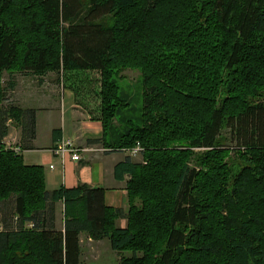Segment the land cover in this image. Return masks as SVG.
<instances>
[{"label":"trees","instance_id":"1","mask_svg":"<svg viewBox=\"0 0 264 264\" xmlns=\"http://www.w3.org/2000/svg\"><path fill=\"white\" fill-rule=\"evenodd\" d=\"M128 68L144 79L137 117L118 83ZM75 70L101 74L106 145L143 147L145 162L116 167L129 210L103 188L49 192L41 165L2 150L0 264H82L83 233L131 253L121 264H264V0H0L1 138L12 115L27 138L36 128L34 109L3 108L4 71ZM233 152L247 165L232 180Z\"/></svg>","mask_w":264,"mask_h":264},{"label":"crops","instance_id":"2","mask_svg":"<svg viewBox=\"0 0 264 264\" xmlns=\"http://www.w3.org/2000/svg\"><path fill=\"white\" fill-rule=\"evenodd\" d=\"M92 72L96 70L66 71V75L72 77L66 82L55 72L44 75L16 72L17 75L14 74L16 76L10 81L14 106L36 111L34 138H27L20 122L17 128L19 143L30 146L22 154L25 163L43 167L47 191L53 192L63 187L72 189L81 184L103 188L106 205L122 209L126 214L130 207L127 183L131 176L126 173L123 179H119L116 167L128 158L141 162V156H133L127 149L118 150L106 145L101 115H98L101 113V99L90 90L92 81L88 77L93 75ZM78 74L85 77L81 83L75 77ZM63 139L74 141L80 149V161H73L70 155L63 159L53 152ZM61 205L64 206V203H56V227L63 230ZM2 208H5L4 204H0V231L4 228ZM116 224L117 227L126 228L128 219L123 216ZM86 239L88 245L94 241L86 233L81 234L82 262Z\"/></svg>","mask_w":264,"mask_h":264},{"label":"rangeland","instance_id":"3","mask_svg":"<svg viewBox=\"0 0 264 264\" xmlns=\"http://www.w3.org/2000/svg\"><path fill=\"white\" fill-rule=\"evenodd\" d=\"M49 73V72H48ZM56 73V76H61V80L66 82L67 80L72 79V77H68L67 73ZM99 73V75L97 74ZM9 71H4L2 75V85L6 88V99L4 100L2 106L3 108H7L8 110L14 106V95L13 91L10 90V81L12 77L16 75H12ZM47 74V73H46ZM93 75L89 76L88 78L91 83V92L93 94H97L99 96V92L101 89V74L100 72H92ZM56 76L54 78H56ZM78 82H82L85 80V77L81 74L75 76ZM56 80V79H55ZM118 83L120 86L121 92L125 93L128 96V100L130 102L131 114L135 115L136 117L139 116L143 112V105H144V79L140 70L137 69H125L122 72V77L118 78ZM81 86V85H80ZM226 94L223 93L220 95V104L222 103L223 99L225 98ZM95 101V100H94ZM15 107V106H14ZM101 108V105H100ZM17 114V113H16ZM98 115H102L101 113ZM17 116L12 115L9 116V120L7 121L9 132L7 134L6 140L11 143H19L18 131L17 128L19 126L20 120ZM118 122L115 120V124ZM222 144H226L227 146L235 147L236 142L231 139L230 130L224 129L222 133V138L220 139ZM195 153L191 159V164L194 166L199 165V160L203 156V153L206 149H194ZM23 156V155H22ZM139 159L141 162H145L143 153H141ZM226 161L230 165L232 169V180L236 175H238L244 166L247 165V162L241 159L235 152L230 154L229 157L226 158ZM57 203H63L62 200L57 201ZM140 204V201H138ZM57 213L59 218V205H57ZM65 206H60V218H61V226L64 222V215ZM131 253H118L111 247V242L109 238H105L102 240H94L90 245H88L87 239L84 244V258L82 264H121V259L124 256H130Z\"/></svg>","mask_w":264,"mask_h":264},{"label":"built area","instance_id":"4","mask_svg":"<svg viewBox=\"0 0 264 264\" xmlns=\"http://www.w3.org/2000/svg\"><path fill=\"white\" fill-rule=\"evenodd\" d=\"M7 137V136H6ZM6 137H0V151H13L15 155H21L24 153L25 149L21 143H11L6 140ZM143 151V147L138 143L136 147L129 149V152L133 156H137L141 154ZM53 152L57 156H61L63 159L66 158L67 155L72 157L73 161L81 160L80 149L75 145L74 141L71 139H63L54 149Z\"/></svg>","mask_w":264,"mask_h":264}]
</instances>
